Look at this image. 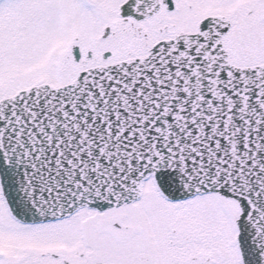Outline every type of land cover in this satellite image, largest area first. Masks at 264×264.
I'll list each match as a JSON object with an SVG mask.
<instances>
[{"label":"snow or ice","instance_id":"obj_1","mask_svg":"<svg viewBox=\"0 0 264 264\" xmlns=\"http://www.w3.org/2000/svg\"><path fill=\"white\" fill-rule=\"evenodd\" d=\"M0 264H264V0H0Z\"/></svg>","mask_w":264,"mask_h":264}]
</instances>
